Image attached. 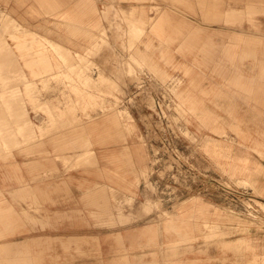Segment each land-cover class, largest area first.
Masks as SVG:
<instances>
[{"label": "rangeland", "instance_id": "374dc122", "mask_svg": "<svg viewBox=\"0 0 264 264\" xmlns=\"http://www.w3.org/2000/svg\"><path fill=\"white\" fill-rule=\"evenodd\" d=\"M95 1L100 19L98 26H87L77 19L75 25H71L73 22H67L59 13L45 9L41 12L30 5L27 15L31 19L21 20L7 9L8 5H0V77L11 78L4 86L0 80V89L23 88L28 79L33 82V96L37 102H49L56 117L61 109L75 107L66 113L67 121L55 123L44 108L32 109L28 105L25 118L29 117L37 128H49L40 130V135L36 136L33 127L25 123L28 138H35L34 142L26 137H19L20 141L14 142L13 137H8L7 145L0 148V160L9 163L16 152L34 158L37 153L42 154V150L34 149L37 143L50 138L62 143L68 137L67 131L76 134L74 137H81V133L90 129L91 122L101 121V125H106L103 121L115 116L119 125L114 126L113 131H119L126 143L125 157H130L128 143L133 142L144 153V161L135 169L137 180L130 188H108L111 218L116 210L119 215H128L122 216V223L133 222L140 215L159 223L177 222L181 218L187 223L201 220L198 236L181 240L176 245H185V251H193L196 246L200 254L212 253L213 256H218L221 249L216 244L219 237L206 239L204 232L207 233L211 225H218L216 228L225 232L220 237L245 240L239 247L234 245L226 250L228 253L237 258L240 254L250 253V264H264V192L259 188L264 184V174L256 172L257 168L264 169V113L253 116V102L234 93V86H229L216 70L217 62L204 63V51L182 46L183 34L197 30L200 40L210 39L217 47L218 57L222 46L231 44L236 32H242L245 37L264 39V0H213L217 10L227 13L219 21L205 19L197 0H192L195 11L188 9L182 0ZM250 2L255 4L253 8H248ZM141 11L145 12L146 24L134 22ZM165 12L175 20L183 19L189 23L181 28L183 34L172 42L152 29ZM249 14L254 17L256 26L247 19ZM240 15L244 16L241 24L226 23L225 19L233 21ZM164 31L171 33L173 30L166 27ZM51 40L69 50L57 48ZM261 48L264 49V45ZM52 55L55 56L51 63L54 67L48 68ZM260 59L264 61V55ZM33 62L43 68L34 71L28 66ZM21 63L26 69L21 68ZM225 63L232 70V62L227 60ZM239 64L250 76L260 72L259 60L249 57ZM70 71L75 73L73 79L65 77V72ZM191 78L195 82L190 88L202 105L220 115L221 120L232 121L216 105V101H222L216 91L222 90L232 98L237 117L246 131L245 139L230 127L226 134H218L212 125L202 123L181 105L179 93L190 86ZM53 84L58 85V97L55 101H46L45 93L53 89ZM74 85L80 86L81 90H74ZM137 109L142 112L138 119L134 113ZM33 112L45 117L32 118ZM5 113L11 122V114L0 110V116ZM139 121L145 132L139 127ZM79 139H72L73 143L65 149H55V157L63 164V170H46L45 175L33 176L32 182L54 178L62 181L70 169L90 166L88 159L93 158L90 151L93 144L87 138ZM213 139L229 148L221 152ZM78 141L82 143L81 147H75ZM21 147L28 149L21 150ZM81 154L86 156L85 164L78 160ZM252 176L255 181L239 180ZM31 206H35V202ZM35 248L36 244L32 242L33 252Z\"/></svg>", "mask_w": 264, "mask_h": 264}, {"label": "crops", "instance_id": "0c3cea01", "mask_svg": "<svg viewBox=\"0 0 264 264\" xmlns=\"http://www.w3.org/2000/svg\"><path fill=\"white\" fill-rule=\"evenodd\" d=\"M182 2L188 9L196 10V5L192 0H182ZM260 3L263 4L262 1ZM197 4L203 17L207 20L219 21L227 14H222L219 9L217 10V5L213 3V0H197ZM0 5H8L7 9L21 20L31 19L27 15L30 5L37 7L41 12L45 9L59 13L67 22H73L71 25H75L76 19L84 22L87 26L100 24L95 0H0ZM254 6V3H248V8ZM243 17L240 15L233 21L225 20L226 23L241 24ZM247 19L255 26L257 25L252 14H249ZM134 22L146 24L145 12L141 11ZM188 24L183 19L175 20L171 14L165 12L152 29L159 32L160 36L167 38L168 42H172L183 34L181 28ZM166 27H171L173 31L171 33L164 31ZM198 32L200 31H188L183 34L185 39L182 46L189 49L199 48L204 51V63L217 62L216 70L229 86H234V93L243 95L247 100L253 102L251 105L253 116L263 114L264 61L260 57L264 55V49L261 48L264 45V39L262 37H245L241 35L242 32H236L232 43L224 44L220 49L221 56L218 57L217 47L210 39L200 40ZM51 42L63 51L69 50L58 42L53 40ZM52 48L57 51L54 46ZM140 56L144 57L143 54ZM54 57L52 55V61L48 68L54 67H52ZM217 57L218 60H216ZM249 57L260 61V72L257 76L248 75L239 64ZM227 60L232 62V70L226 65ZM28 66L34 71L41 67L39 63L35 62ZM152 66L158 69L156 65ZM21 68L26 69L24 66ZM189 70L187 72L190 73ZM65 73L67 74L65 77L73 79L75 76L72 71ZM10 79L9 77H0L2 86L7 84ZM194 82V79L191 78L190 86L179 93L181 105L199 117L202 123L212 125V129L218 134H226L227 128L230 127L240 138L245 139L246 131L242 127L241 119L237 117V107L232 102V98L222 90L216 91V95L222 100L216 101V105L224 110L232 121L221 120L220 115H216L202 105V101L190 88ZM33 86V82L27 79L23 88L7 90L2 87L0 89V108L9 112L12 117L10 122L6 113L7 116H0V148L7 145L8 137H13L14 142L20 141L19 137H26L28 141L34 142L35 138H28L29 132L26 133L25 123H29L30 127H33L38 134L36 136L40 135V130L46 131L49 128V126L37 128L31 119H28L29 117L25 118L29 110L28 105L32 109L35 107L44 108L52 122L55 123L59 120L67 121L69 118L66 113L69 112L68 110L75 109L72 106L61 109L59 117H56L55 110L49 102H37L33 96ZM51 86L53 89L45 93L46 101H55L58 97V90H56L58 85ZM76 88L81 90L80 86L74 85L73 89ZM134 113L137 119L142 115L138 109ZM32 114V118L45 117L42 113L35 115L33 112ZM100 122H91L88 125L90 129L81 133V137L79 135L74 137L76 134L67 131L68 137L62 143H57L52 138L43 143H37L34 149L42 150V154L37 153L34 158L16 152L15 158L10 159L9 163L0 160V263L250 264V253L240 254L237 258L235 254L226 251L233 248L234 245L239 247L245 240L243 238L229 240L220 237L225 232L218 230V225H211L210 230L207 233L204 232L206 239L219 237L216 244L221 249L218 256H213L212 253L211 255L200 254L196 246L193 251H185L183 249L185 245H176L181 240L198 236V232L202 229L201 220L187 223L188 221L181 218L177 222L171 220V223H159L150 221L149 216L140 215L133 222L122 223V216L128 215L126 213L119 215L116 210L114 217L111 218L109 214L112 211L109 212L108 209L112 208V204L108 188L111 190L130 188L137 180L134 171L143 165L144 153L139 150L137 144L129 142L130 157H125L127 155L126 143L119 131H113L114 126L119 125L118 118L113 116L111 119L104 120L103 122H106L104 124L107 126L101 125L103 123ZM13 123L15 127H12ZM139 127L145 132L146 129L141 121H139ZM110 128H112L111 131ZM77 138H87L93 144L91 149L94 151L90 150L93 158L88 159L91 163L90 166L70 169L65 173V178L62 181L61 178H54L32 182L33 176L45 175L46 170H63V164L55 157L54 151L55 149H65L66 146L73 143L72 139ZM213 140L221 152L229 148V145L223 144L219 140ZM81 144L78 141L75 147H81ZM23 149L28 148L21 147V150ZM65 156L69 155L65 154ZM78 160L84 161V164L87 161L86 156H82ZM256 172L264 174V169L257 168ZM253 179V176L239 178L243 182L255 181ZM259 188L264 192V184H261ZM33 202H35V206H31ZM203 218L206 217L203 216ZM111 221H115V225H109ZM204 222L203 224L207 225V222ZM32 231L39 232L33 235ZM32 242L36 244L35 252L31 249ZM237 260L238 263H236Z\"/></svg>", "mask_w": 264, "mask_h": 264}, {"label": "bare ground", "instance_id": "6f19581e", "mask_svg": "<svg viewBox=\"0 0 264 264\" xmlns=\"http://www.w3.org/2000/svg\"><path fill=\"white\" fill-rule=\"evenodd\" d=\"M173 80H175V79H173ZM172 82H173V81H172ZM175 83H176V82H175ZM172 85H173V84H172ZM172 85H171V86H172ZM173 87H174V86H173Z\"/></svg>", "mask_w": 264, "mask_h": 264}]
</instances>
